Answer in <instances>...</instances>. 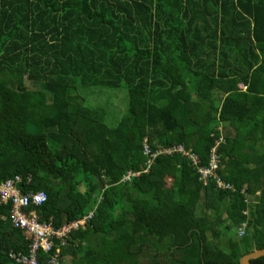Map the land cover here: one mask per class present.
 <instances>
[{
  "label": "trees",
  "instance_id": "obj_1",
  "mask_svg": "<svg viewBox=\"0 0 264 264\" xmlns=\"http://www.w3.org/2000/svg\"><path fill=\"white\" fill-rule=\"evenodd\" d=\"M78 86L125 88L126 112L109 125ZM219 139L234 192L184 154L204 165ZM144 140L159 151L148 168ZM14 175L46 193L40 221L94 210L60 264H239L263 249L264 0H0V183ZM9 211L0 264H20L30 238Z\"/></svg>",
  "mask_w": 264,
  "mask_h": 264
},
{
  "label": "built area",
  "instance_id": "obj_2",
  "mask_svg": "<svg viewBox=\"0 0 264 264\" xmlns=\"http://www.w3.org/2000/svg\"><path fill=\"white\" fill-rule=\"evenodd\" d=\"M220 139L210 147L207 163L202 165L200 158L195 153L184 152L189 162L196 168L199 174V180L203 184H207L210 180L214 181L215 188L219 190H228L234 192V187L225 181L218 174L220 156L218 154V145ZM163 154H172L174 152L183 153L182 146H174L172 148H162ZM143 154L147 156V168L153 163L159 151H151L146 140L143 142ZM137 175L128 171L122 177L123 181H129L131 176ZM25 180V184H29L31 176L25 177L14 175L0 183V205H9V219L14 228L24 231L30 238V255L21 257L20 264H38L37 252L41 251L48 254L46 264H60V248L65 245L68 234L76 229L83 228L92 218L94 210H89L81 218L69 221L60 227H55L50 221H40L33 208L42 205L46 200V193L42 190L24 193L21 191L20 185ZM244 194V190L240 191ZM243 213H247L244 211ZM245 223L238 227V234H242ZM58 241V243L56 242Z\"/></svg>",
  "mask_w": 264,
  "mask_h": 264
},
{
  "label": "rangeland",
  "instance_id": "obj_3",
  "mask_svg": "<svg viewBox=\"0 0 264 264\" xmlns=\"http://www.w3.org/2000/svg\"><path fill=\"white\" fill-rule=\"evenodd\" d=\"M77 92L84 99L86 106H106V109L110 111L106 119L109 125L115 124L127 110V91L125 88L111 90L102 87L78 86Z\"/></svg>",
  "mask_w": 264,
  "mask_h": 264
},
{
  "label": "water",
  "instance_id": "obj_4",
  "mask_svg": "<svg viewBox=\"0 0 264 264\" xmlns=\"http://www.w3.org/2000/svg\"><path fill=\"white\" fill-rule=\"evenodd\" d=\"M264 256V248L263 249H254L251 252L243 255L239 259V264H251V260L256 259L258 257Z\"/></svg>",
  "mask_w": 264,
  "mask_h": 264
}]
</instances>
